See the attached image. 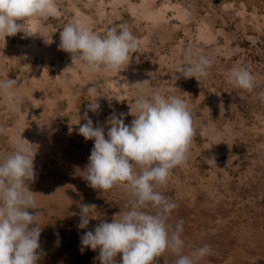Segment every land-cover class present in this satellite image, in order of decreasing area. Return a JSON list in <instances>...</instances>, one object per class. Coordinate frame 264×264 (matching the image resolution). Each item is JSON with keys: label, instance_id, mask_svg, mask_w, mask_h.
Returning <instances> with one entry per match:
<instances>
[{"label": "rangeland", "instance_id": "1", "mask_svg": "<svg viewBox=\"0 0 264 264\" xmlns=\"http://www.w3.org/2000/svg\"><path fill=\"white\" fill-rule=\"evenodd\" d=\"M72 21L101 36L127 25L139 41L129 66L86 72L59 48V31ZM24 23L30 35L0 39V79L16 80L19 97V111L0 98V157L20 135L37 148V175L29 184L36 207L65 206L74 214L81 203L94 204L103 209L99 215L111 217L128 211L125 187L95 190L83 178L94 141H85L78 128L85 112L105 134L113 113L125 114L130 125L137 93L159 89L187 103L195 130L186 162L157 186L176 204L169 231L183 221L184 249L207 246L208 264H264V0H54L47 19ZM188 50L213 61L208 77L177 73ZM234 66L253 74L251 92L227 82ZM144 80L150 84L138 83ZM91 84L103 93L95 113L81 92ZM57 227L76 229L59 219Z\"/></svg>", "mask_w": 264, "mask_h": 264}, {"label": "clouds", "instance_id": "2", "mask_svg": "<svg viewBox=\"0 0 264 264\" xmlns=\"http://www.w3.org/2000/svg\"><path fill=\"white\" fill-rule=\"evenodd\" d=\"M53 8L54 0H0V39L5 43L6 37L17 33L30 35L24 21L47 19ZM59 32V48L91 73L125 70L139 46L137 37L125 24L112 27L101 36L72 21ZM212 64L203 53L188 50L177 73L198 81L209 76ZM226 78L242 90L251 92L255 87L253 74L243 66H234ZM17 83L10 78L0 79V98L15 111H19ZM138 83L148 85L150 80ZM81 92L90 98L88 111L97 112L98 98L103 96L101 88L91 84ZM130 113L134 116L130 125L125 124L123 113L107 118L106 134L103 126H94L87 112L83 116L86 123L78 128L85 141H94L83 172L88 186L108 191L121 185L131 197L128 211L110 222L101 220L81 236L80 251L99 249L100 264H117L118 254L120 264H154L166 251L178 257L175 264H200L210 249L204 246L189 255L182 254L183 221L169 231L167 218L176 204L157 190V186L166 183L170 171L187 160L195 134L191 111L182 98L153 89L147 94L137 93ZM33 146L20 135L12 142V151L0 157V264H38L41 259V227L36 214L28 211L36 209L34 192L29 188L37 175V148L34 151ZM149 206L156 209L155 214L144 210ZM79 207V229H87L91 220L100 218L96 205L81 203Z\"/></svg>", "mask_w": 264, "mask_h": 264}, {"label": "crops", "instance_id": "3", "mask_svg": "<svg viewBox=\"0 0 264 264\" xmlns=\"http://www.w3.org/2000/svg\"><path fill=\"white\" fill-rule=\"evenodd\" d=\"M99 209L103 210L102 207ZM99 209L96 210L99 211ZM30 212L34 215L36 214V221L41 227V235L39 237L41 259L38 264H100L98 259L99 249L96 250V253L87 248L83 252L80 251V238L84 233L81 232L83 229L77 227L80 223V211L78 209L74 211V214H71L70 210L67 211L65 206L54 207L52 204L47 208L44 206L41 208L36 207V209H32ZM119 212L121 215L125 213L122 208L119 209ZM53 214L59 220H65L76 226L75 231L59 229L57 227L58 219L56 217L53 218ZM114 214L112 217L107 214H100V218L91 220L89 225L91 226L94 223V226H96L101 220L108 221L109 218L112 219L114 216L115 218H119L120 215L116 216ZM187 246L188 244H186ZM193 250L183 248L182 254L189 255ZM177 258L175 254L166 251L154 261V264H175ZM115 259L117 264H120L121 255L118 254ZM200 264L208 263L205 259H202Z\"/></svg>", "mask_w": 264, "mask_h": 264}]
</instances>
